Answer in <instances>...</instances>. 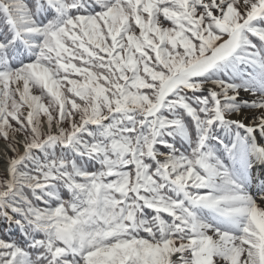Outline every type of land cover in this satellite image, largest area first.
<instances>
[{
  "label": "snow or ice",
  "instance_id": "1",
  "mask_svg": "<svg viewBox=\"0 0 264 264\" xmlns=\"http://www.w3.org/2000/svg\"><path fill=\"white\" fill-rule=\"evenodd\" d=\"M0 138V264H264V0H0Z\"/></svg>",
  "mask_w": 264,
  "mask_h": 264
},
{
  "label": "trees",
  "instance_id": "2",
  "mask_svg": "<svg viewBox=\"0 0 264 264\" xmlns=\"http://www.w3.org/2000/svg\"><path fill=\"white\" fill-rule=\"evenodd\" d=\"M45 102H47V101H45ZM0 171H2V170H0ZM0 238L19 239L20 233H19L18 229L15 227V225L10 223V225L8 227L4 222H0Z\"/></svg>",
  "mask_w": 264,
  "mask_h": 264
},
{
  "label": "rangeland",
  "instance_id": "3",
  "mask_svg": "<svg viewBox=\"0 0 264 264\" xmlns=\"http://www.w3.org/2000/svg\"><path fill=\"white\" fill-rule=\"evenodd\" d=\"M34 94H38L35 90H34ZM5 148H6V142L4 139L0 138V170L3 169V166H4V156L6 155H11V153H6L5 152ZM22 150V149H21ZM256 165V164H255ZM260 167V172H263L262 171V167L261 165H258ZM3 220V217H0V222ZM8 222H6L7 224Z\"/></svg>",
  "mask_w": 264,
  "mask_h": 264
},
{
  "label": "bare ground",
  "instance_id": "4",
  "mask_svg": "<svg viewBox=\"0 0 264 264\" xmlns=\"http://www.w3.org/2000/svg\"><path fill=\"white\" fill-rule=\"evenodd\" d=\"M246 95V94H245ZM4 159H5V156H4ZM256 164V165H255ZM258 165H261L262 167V171L261 173L260 172V167ZM264 173V162H261V161H255L254 162V166H253V175L256 176V177H261V174Z\"/></svg>",
  "mask_w": 264,
  "mask_h": 264
}]
</instances>
